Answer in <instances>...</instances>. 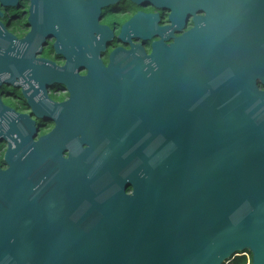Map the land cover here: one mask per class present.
<instances>
[{"label": "water", "instance_id": "water-1", "mask_svg": "<svg viewBox=\"0 0 264 264\" xmlns=\"http://www.w3.org/2000/svg\"><path fill=\"white\" fill-rule=\"evenodd\" d=\"M29 1L28 36L52 34L55 48L61 24L100 30L105 0ZM235 39L115 49L98 91L108 112L94 123L95 88L82 78L80 129L51 132L69 155L49 148L47 181L43 147L28 154L30 135L0 129L20 137L0 171V264H225L244 251L264 264V33L248 49Z\"/></svg>", "mask_w": 264, "mask_h": 264}, {"label": "flooded vegetation", "instance_id": "flooded-vegetation-1", "mask_svg": "<svg viewBox=\"0 0 264 264\" xmlns=\"http://www.w3.org/2000/svg\"><path fill=\"white\" fill-rule=\"evenodd\" d=\"M261 3L264 0H105L96 20L99 31L89 25L81 30L61 24L60 43L55 48L52 34L42 40L28 36L32 29L29 0L0 2V129L30 135L28 154L38 145L43 147V178L47 181L49 148H55L54 156L60 159L69 155V142L61 144L51 132L80 129L78 92L82 78L87 77L95 88L90 108L94 123L108 112V101L98 91L108 85L109 56L115 49L129 51L135 45L149 55L153 44L176 46L192 33L233 34L235 47L248 49L252 34L264 33V10L259 7L257 16L252 13L253 6ZM78 51L99 61L81 65L67 62V57ZM255 86L264 91L259 79ZM12 138L0 139V171L6 169L8 144L20 141L16 133ZM79 138L73 135L72 140L79 142Z\"/></svg>", "mask_w": 264, "mask_h": 264}, {"label": "trees", "instance_id": "trees-1", "mask_svg": "<svg viewBox=\"0 0 264 264\" xmlns=\"http://www.w3.org/2000/svg\"><path fill=\"white\" fill-rule=\"evenodd\" d=\"M225 264H251V254L248 251H244L229 259Z\"/></svg>", "mask_w": 264, "mask_h": 264}]
</instances>
